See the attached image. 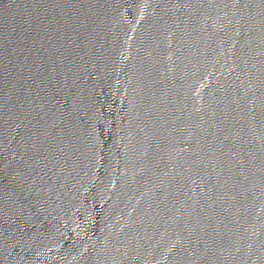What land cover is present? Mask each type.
Listing matches in <instances>:
<instances>
[{"label":"water","instance_id":"95a60500","mask_svg":"<svg viewBox=\"0 0 264 264\" xmlns=\"http://www.w3.org/2000/svg\"><path fill=\"white\" fill-rule=\"evenodd\" d=\"M0 264H264V0H0Z\"/></svg>","mask_w":264,"mask_h":264}]
</instances>
